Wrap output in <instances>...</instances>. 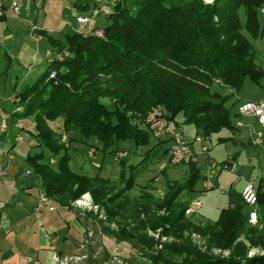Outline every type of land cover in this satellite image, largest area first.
<instances>
[{
  "label": "trees",
  "instance_id": "obj_1",
  "mask_svg": "<svg viewBox=\"0 0 264 264\" xmlns=\"http://www.w3.org/2000/svg\"><path fill=\"white\" fill-rule=\"evenodd\" d=\"M130 1L121 4L112 0L113 5H107L110 13L102 15L108 22L103 28L93 21L90 29L74 30L57 39L31 31L38 40L46 41L53 56L61 52L68 56L62 62L45 64L31 85L20 91L14 89L15 99L19 98L24 108L18 117L36 114L41 121L37 123L41 134L43 122L60 118L70 141L73 132L79 133L83 143L96 137L107 146L108 155L118 149L119 140L130 138L135 145L149 143L151 135L141 126L152 107L163 108L179 125L194 126L196 134L206 139L233 130L228 107L233 95L237 96L247 79L257 86L264 81V73L256 67L252 45V40L264 37L258 18L259 11H264V0H178L176 4L166 0ZM52 72L54 79L49 78ZM223 90L231 91L232 96L222 94ZM100 97L113 101V107L102 104ZM138 115L140 124L136 128L133 122ZM42 155H28L26 163L47 198L67 208L84 193L93 196L92 182L87 176L72 172L68 157L60 158L54 167ZM187 165L188 178L182 189L192 191L200 169L197 163ZM178 197L176 193L167 194L163 208L167 204L165 209L169 210ZM257 202L264 231V189L261 191L260 187ZM187 207L179 208L171 225L173 234L163 232L173 240L167 245L156 242L161 252L146 256L152 264L160 260L172 263L174 257L181 258L175 264H264V257L244 263L208 259L191 241L183 240L187 231L190 236L206 239L208 251L228 250V239L234 237L240 225L248 223L247 211L222 209L217 220L200 227L186 216ZM160 219H142L132 227L158 229L155 224ZM120 223L119 232L110 234L131 249L143 250L142 236L127 237V224ZM150 245H154L153 241Z\"/></svg>",
  "mask_w": 264,
  "mask_h": 264
},
{
  "label": "rangeland",
  "instance_id": "obj_2",
  "mask_svg": "<svg viewBox=\"0 0 264 264\" xmlns=\"http://www.w3.org/2000/svg\"><path fill=\"white\" fill-rule=\"evenodd\" d=\"M55 1H58L59 4L62 3L66 11H72V9L75 10L76 8L74 4L75 0H46L48 3ZM81 1L83 3L85 0ZM111 1L96 0V4L89 3L90 5L87 6L88 10L86 14L89 15L92 10L98 14L99 9L103 8L104 5H109ZM123 1L120 0L119 2L123 4ZM166 1L171 4L179 3L178 0ZM204 1L206 2L207 0ZM55 4L54 7H50V10L54 11V13L57 11ZM132 5V1L128 2L131 11ZM65 16H68L69 19L72 18V12H68ZM258 18L261 26L264 27L263 10L259 11ZM107 24L108 22L103 16H99L94 20V25L100 28H103ZM68 25L70 24L68 23ZM72 25H74V20L72 21ZM32 27L35 26L31 25V31ZM4 29L5 25L1 22L0 41L3 39L1 38V34L3 35L2 30ZM59 29L61 30V28ZM69 30L73 31V28H69L65 32L62 31L56 36L58 38L64 37L65 34L70 33ZM76 30H79V28L77 27ZM19 32V35L15 36L16 45L14 48L11 47L14 44L13 39L10 41L11 44L2 42L4 44L1 43L0 46V107L4 110L7 109L9 112L6 119V128H0L1 141L6 142L7 139L8 143L0 146V154L5 156V151L9 150L8 156L10 159L18 162L24 169L26 168V158L28 155L36 156L43 154V160H49L50 165L54 167H56L60 158L66 156L69 158L68 165L72 172L87 176L93 184V196L88 193L94 206L92 210L88 211L84 208L76 207L75 200L78 198L70 202L67 207L73 210L78 219L77 221L82 225L81 242L76 245L72 253L61 256L56 255L52 259V264H152L151 261L147 260L146 256L161 252L162 248L158 244L155 245L156 242L167 245L173 240L170 235H166L163 232L168 230L167 234H173V227L171 225L174 222V218L178 216L179 208L188 205V199L184 196L189 191L182 189L188 178L187 164L181 163L177 166H171L168 159H163V151L165 149L159 146L155 149L152 147L155 144L154 142L158 141L152 137H150V140L147 141L149 143L146 145H141L140 143L135 145L134 141L130 138L122 141L119 140L121 143L118 144V149L108 155L107 146L100 143L96 137L85 140V142L90 144V148L87 143H83L78 132L71 134L72 140L70 141L68 133L61 128L62 120L60 118L43 122L45 128L42 129V134L40 133L41 129L39 130L40 127L37 125L41 121H39L36 114L31 112L27 114L26 112L25 114L27 115L23 114L19 118L18 115L24 111V108L19 104L20 99L17 97L15 99L14 89L16 88V91H20L25 86L31 85L45 69V64L49 66L55 62H62L67 57L64 56L62 60L58 58L64 52L53 56L52 51L49 49L50 47L47 45L45 51L40 49L39 51L38 49L35 50L34 42L30 40L29 35L21 32V30ZM33 38L37 39L35 36ZM37 41L39 42L40 40L37 39ZM252 45L256 67L264 73V37L262 40H252ZM6 48L9 49L7 51L9 55L16 56V54L21 53V58H19L21 66L17 65L16 62L9 64L10 62L3 59V55L5 54L3 50ZM35 52H37L36 60L32 57V54H35ZM50 56L53 57L50 58ZM39 60L42 63H39ZM54 77L51 78L49 75L51 79H54ZM221 92L224 95L232 96V92L229 90ZM11 95L12 97L9 102L6 99ZM99 100L106 106L113 107L114 105V102L107 97H100ZM245 100H264V81L261 86H257L248 79L245 80L237 96L233 95L231 101L228 103V107L231 109V119L234 129L231 131L224 130L211 135L206 142L209 150L208 155L198 153L197 166L200 169V178L197 181L196 189H200L202 182H206L203 177L205 176L207 158H212V162L220 165L232 154L238 156V161L233 171L223 170L222 172H214L211 170V177H208L207 181L212 185L213 189H209L205 196L196 197L202 204L201 208H199V214L203 219L208 221L216 220L220 210L227 208L229 204V192H231L230 195L233 193L240 194L243 187L249 181L257 182L258 188L260 187L261 191L264 189V148L252 145L248 147L246 145V143H250L249 137H251V133L253 131L257 132L260 130V127L256 122H251V127L247 126L249 122L236 113L238 106ZM7 105H9V108ZM105 118V120H108L107 117ZM177 119L180 122L182 121L179 115ZM112 120H114L113 117ZM139 120L138 115L133 122L136 128L140 124ZM239 122L242 123L240 127L238 126ZM181 126L185 139H191L195 132L194 126L184 124ZM17 137L21 138L20 142L15 140ZM64 137L66 139H63ZM138 142H141L140 139H138ZM242 143L244 144L242 145ZM196 150H198L197 146ZM117 153L120 154L114 157ZM21 168L19 171L15 168H12V170L14 173L16 171L18 173L20 170H24ZM8 174L12 176L11 171ZM259 181L263 183H259ZM215 188H218V190ZM220 190H226L227 195L222 196ZM175 193L180 198L169 206V210L165 209L167 204L163 208L165 202L163 200L167 194L174 195ZM11 197H13V194ZM29 201L24 202L22 210L28 207L29 211ZM59 208L56 207L57 210ZM244 210L249 212L252 208L245 207ZM186 216L189 217L191 222L194 221L193 218L195 217L193 215ZM158 217L162 218L160 222L155 224V226L159 227L158 229L150 230L144 227L143 229L139 227L133 229L132 227L139 224L138 222L142 219L148 220L150 218V220H157ZM120 222H126L127 224L125 225L127 237L132 234L142 236L143 246L145 247L143 250L131 249L123 242L120 243L115 239L114 235L110 234L111 232L114 234L119 232L118 230L121 227L118 224H121ZM193 224L202 227L206 223L193 222ZM262 226L260 221L256 225L248 223L240 225L236 233H234V237H232L233 240L232 238L228 239V244L231 242L228 250L213 248L208 251L206 249V239L200 238L196 234L190 236V234H187V231L182 236L183 240L188 239L191 241L194 244L193 246L201 254H205L208 259L232 260L233 262L244 263L252 258L264 257V231ZM140 230L144 231L140 232ZM152 241L154 245H150ZM78 254L82 257L80 261L75 260ZM160 255L162 256L163 254L160 253ZM65 258L68 259L67 263L62 262ZM183 258L184 256H182ZM179 259L181 258L174 257L171 261L172 263H164L163 260H160L159 262H155V264H175L176 262L179 263ZM28 260L30 259L28 258Z\"/></svg>",
  "mask_w": 264,
  "mask_h": 264
},
{
  "label": "crops",
  "instance_id": "obj_3",
  "mask_svg": "<svg viewBox=\"0 0 264 264\" xmlns=\"http://www.w3.org/2000/svg\"><path fill=\"white\" fill-rule=\"evenodd\" d=\"M85 1L82 3L81 0H75V10L72 9V11H66L65 6L62 3L59 4L58 1L48 3L46 0H0V23L2 22L5 25V29L2 30L3 35L1 34V38L3 39L0 41V46L2 42L11 44L10 41L13 39L14 44H12L13 46L11 47L14 48L16 45L15 36L19 35V31L21 30V32H25V34L29 35L30 40L34 42L35 50L38 49L39 51L40 49L45 51L47 49L46 41L42 38L38 42L33 38V35L31 34V25L36 27L37 33H46L56 39L58 38L56 36L57 34H60L62 31H68L69 28H73V31L76 30L77 27L79 30H83V26H80L75 22V17L80 15V13L86 14L88 10L87 6L90 5L89 3L96 4V0ZM56 2L57 4H55ZM12 3H16L18 5V13L14 12L11 8ZM54 4L57 8L56 13L50 10V7H54ZM64 10L65 12H63ZM66 12L67 14L68 12H72V18L69 19L68 16L66 17ZM73 20L74 25H72ZM67 22L70 25H68ZM59 28H61V30ZM73 31H70V33ZM3 51L5 53L3 55V59L10 62L9 64L16 62L17 65L21 66V63L19 62L21 53L13 56L7 54L9 49L6 48ZM32 57L36 60V52L35 54H32ZM39 63L42 62L39 60ZM11 97L12 95L6 100L10 102ZM7 106L9 108V105ZM241 118L249 122L247 124L249 127H251V122H256L255 119L251 117ZM238 124H240L238 125L239 127L242 126L241 122ZM254 132L255 131H253L251 135H253ZM195 135L196 131L191 139L185 140L188 143H192ZM1 137L2 135L0 133V138ZM5 143H8L7 139L6 142L2 140L0 142V146ZM154 143L155 144L152 146L154 149L157 146L165 149L163 151L165 153V157H163V159L167 160L170 142L167 140H158ZM243 144L244 143H242V145ZM154 145L156 146L154 147ZM246 145L248 147L251 146L250 143H246ZM196 146L197 145L194 144L191 145V151L197 156L196 158L198 160L199 149L196 150ZM8 151H5V156L0 154V264H52V259L56 255L61 256L63 254L72 253L76 245L81 242L82 225L77 221L78 219L76 218V214L72 209L60 207L52 199L47 198V202L44 205L38 206V199L41 194H44L40 182L33 177L31 172L30 175L26 174L27 171L29 172L27 164L24 169V167L18 164V162L11 160L8 156ZM208 151L206 155H208ZM212 161V158H207L206 170L204 172L205 176L203 177L204 180L207 179V175L211 177V170L214 172L218 171L217 169H213L209 166ZM237 161L238 156L236 154H232L224 163L220 165L232 163L236 167ZM12 168H15L18 171L20 168L24 170H20L18 173L16 171L14 173ZM9 171L12 172V176L8 174ZM222 171L223 170H221V172ZM261 181H259V183H263ZM197 183L198 182H196L193 190L186 192L187 195L184 196L188 199V205L197 200V196H205L209 189H213L212 185H210L207 180L206 182H202L200 189H196ZM204 183L209 184L207 189H204ZM215 189L218 190V188ZM220 191L222 196L227 195L226 190ZM230 193L231 192L228 193L229 204L227 208L232 211H244L245 206L242 202L241 192L240 194L233 193L232 195H230ZM12 194L13 197H11ZM179 198L180 196L177 200ZM27 200H30L29 211L28 207H26L25 210H22L24 202ZM56 207H60L59 210H57ZM49 208H53V210L50 211ZM199 210L200 209L197 210V215L191 214L195 217L193 218V222L201 224L213 222V220L208 221L203 219L199 214ZM28 258L30 260H28Z\"/></svg>",
  "mask_w": 264,
  "mask_h": 264
},
{
  "label": "built area",
  "instance_id": "obj_4",
  "mask_svg": "<svg viewBox=\"0 0 264 264\" xmlns=\"http://www.w3.org/2000/svg\"><path fill=\"white\" fill-rule=\"evenodd\" d=\"M120 1V0H116ZM213 0H207V3H211ZM111 5H113L111 3ZM11 8L14 12H19V7L16 3L11 4ZM110 7L104 5L103 8H100L97 12H90L89 16L78 15L75 17V21L80 26L86 27L90 29L92 26V22L99 16L110 13ZM96 10V9H95ZM32 30H37L36 27H32ZM264 47V45H263ZM64 56H68V53H63L59 55V59L62 60ZM51 57V56H50ZM50 77H54V72L50 74ZM237 114L241 117H251L254 118L256 123L259 125L260 130L254 132L250 137V144L254 147L260 146L264 148V100L262 101H242L241 104L237 108ZM8 111H5L0 107V128H6V119L8 117ZM240 125V124H238ZM142 128L146 129L152 138L155 140H167L170 142V148L168 150V162L171 166H177L181 163H197V156L193 154L191 151V145H197L199 149V154H206L208 151V147L206 142L208 139L203 137L200 134H196L193 138L192 143H188L185 140L183 134V128L179 125V122L170 119L169 115L163 110L161 107H152L144 116L142 120ZM63 139H66L65 137ZM17 142L21 141L20 137L15 139ZM92 151V150H91ZM117 153L114 157L119 155ZM213 169L221 170H230L234 169V164L225 163L223 165H217L214 162H211L209 165ZM27 175H30V171L26 172ZM210 177L209 175L206 176ZM207 180V179H206ZM209 187L208 183H204V189ZM257 188L258 184L254 181H249L243 187L241 191L242 202L245 207H251L252 210L248 212V224L256 225L259 222L258 219V202H257ZM47 202V197L45 194H41L38 199V206L44 205ZM75 205L78 208H84L85 210H92L94 208L92 204V200L88 193L80 196L77 200H75ZM201 207V201L198 199L193 201L190 205H188L185 210L186 215L196 214L197 210ZM50 211L53 208H49ZM82 257L78 254L75 258L76 261H80ZM62 262L67 263L68 259L65 258Z\"/></svg>",
  "mask_w": 264,
  "mask_h": 264
},
{
  "label": "water",
  "instance_id": "obj_5",
  "mask_svg": "<svg viewBox=\"0 0 264 264\" xmlns=\"http://www.w3.org/2000/svg\"><path fill=\"white\" fill-rule=\"evenodd\" d=\"M71 57H73V56H71Z\"/></svg>",
  "mask_w": 264,
  "mask_h": 264
}]
</instances>
